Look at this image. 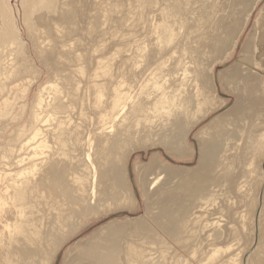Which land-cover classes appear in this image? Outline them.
Instances as JSON below:
<instances>
[{"label":"bare ground","instance_id":"1","mask_svg":"<svg viewBox=\"0 0 264 264\" xmlns=\"http://www.w3.org/2000/svg\"><path fill=\"white\" fill-rule=\"evenodd\" d=\"M259 1L21 0L24 40L0 0V264H55L138 193L141 218L99 228L63 264H264V7L237 65L214 74ZM218 89L233 105L190 144L225 106ZM158 147L197 166L154 154L133 185L132 154Z\"/></svg>","mask_w":264,"mask_h":264},{"label":"rangeland","instance_id":"2","mask_svg":"<svg viewBox=\"0 0 264 264\" xmlns=\"http://www.w3.org/2000/svg\"><path fill=\"white\" fill-rule=\"evenodd\" d=\"M235 3L237 4L239 2V0H234ZM241 1V0H240ZM20 2L21 0H10V6L16 10L19 8V11H20ZM264 7V0H260L257 5L255 6V10L253 11V13L251 14V17L249 19V22L247 24V27L245 28L244 30V33H243V36L239 39V42H238V46L237 48L235 49V54L229 59V61L223 63V64H219L215 67V71H214V74H215V77L217 75V77L222 74L223 72H227L230 68H233L237 65V62L238 60L241 58V45L243 43H245V41L247 40V37L250 33V30L252 28V23H254V21L256 20L257 16L261 13V10L263 9ZM19 27L21 28V30L23 31V35H24V40H27V33H26V30H25V27L23 25V21H22V15H21V11H20V19H19V23H18ZM49 74L47 73V71L43 70V74L41 76V79L39 81L40 84H44L48 79H49ZM38 84L37 86H35V88H33V90L31 91L30 95H29V102H31L33 99V97L35 96V93L37 92L39 85ZM218 97L219 99L225 101V106H223L217 113H215V115H211L209 117H207L201 124L200 126L197 127V129L193 132V134L191 135L190 137V144H193L195 143L194 141V135L200 131L203 127H205V125L210 121L212 120L215 116H217L218 114L224 112L226 109L230 108L232 105H233V102H234V97L233 95L231 94H228L227 92H224L223 90H220L218 89ZM27 118H28V115L25 119L24 122L27 121ZM10 134V133H9ZM7 134L5 137H3L1 140H6L8 139V135ZM158 147V148H155V149H151V148H147V149H139L138 151H136L135 153L132 154L131 158H130V181L131 183L134 185L135 181L137 180V174L136 172L134 171V166L136 164H141V165H149V163L151 162V157L154 155V154H158L162 160H164L168 166H170L171 168L172 167H176V168H188V169H191V168H194L197 166V159L194 157L192 159H183L181 161H176V160H173L171 157H169L168 155H166L163 150ZM203 177L202 176H198V179L196 181H198L199 183H205L206 181L204 179H202ZM261 187L263 188L264 187V179H263V182L261 183ZM138 189V188H137ZM136 189V190H137ZM139 192V191H138ZM136 195V199L139 201V205H138V208L135 209V211H130L128 213V211H122V212H116L114 214H110L106 217H103L99 220H94L93 222H91L85 229H83V231H81L80 234H78L77 236L73 237L72 240L67 244L65 245V247L62 249L61 253L59 254L55 264H63V259L67 253V251L74 247L77 242L79 243V241L81 242H84L86 241L95 231H97L99 228L101 227H104L110 223H118V222H124L126 220H129V221H134L136 219H139L141 218L144 213H146V203H145V200L144 198L138 193V194H135ZM236 196V194L234 195H231V197H234ZM141 197V198H140ZM261 197L258 196V207H256V209L259 208V204H261V201H260ZM233 200L235 201V203L237 205H239V201H241L240 198H236L234 197ZM239 200V201H237ZM237 201V202H236ZM144 202V203H143ZM242 202V201H241ZM236 205V206H237ZM236 209V210H235ZM235 209H233V211H231L229 214H228V218H229V221L231 222V224L234 226L235 224V228H238V223H236L235 219H236V216L234 215L235 213L234 212H240V213H243L244 214V203H240L239 207H235ZM243 210V211H242ZM242 211V212H241ZM235 216V217H234ZM97 221V222H96ZM196 238V237H195ZM236 239V238H235ZM234 237L232 240H235ZM84 240V241H82ZM234 242V241H233ZM182 256H185L187 257L188 260H190L193 264H196L197 259L195 257H189L187 256L185 253H180Z\"/></svg>","mask_w":264,"mask_h":264}]
</instances>
